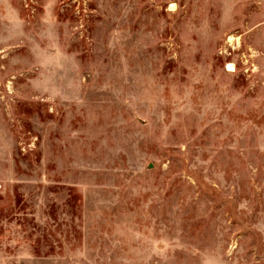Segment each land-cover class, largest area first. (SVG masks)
<instances>
[{"label":"rangeland","instance_id":"374dc122","mask_svg":"<svg viewBox=\"0 0 264 264\" xmlns=\"http://www.w3.org/2000/svg\"><path fill=\"white\" fill-rule=\"evenodd\" d=\"M0 264H264V0H0Z\"/></svg>","mask_w":264,"mask_h":264},{"label":"bare ground","instance_id":"6f19581e","mask_svg":"<svg viewBox=\"0 0 264 264\" xmlns=\"http://www.w3.org/2000/svg\"><path fill=\"white\" fill-rule=\"evenodd\" d=\"M232 40H233V39L230 37V38H229V41H232Z\"/></svg>","mask_w":264,"mask_h":264}]
</instances>
